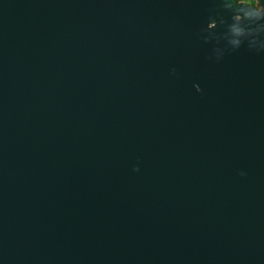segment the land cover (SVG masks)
Instances as JSON below:
<instances>
[{"label":"water","instance_id":"1","mask_svg":"<svg viewBox=\"0 0 264 264\" xmlns=\"http://www.w3.org/2000/svg\"><path fill=\"white\" fill-rule=\"evenodd\" d=\"M216 4L0 0V264H264V51L216 60Z\"/></svg>","mask_w":264,"mask_h":264},{"label":"clouds","instance_id":"2","mask_svg":"<svg viewBox=\"0 0 264 264\" xmlns=\"http://www.w3.org/2000/svg\"><path fill=\"white\" fill-rule=\"evenodd\" d=\"M216 7L219 11L210 15L201 29L205 42L216 41L212 50L216 60L242 45L249 50L264 51V0H217ZM170 71L175 75V68ZM194 87L200 90L198 84ZM133 170L139 171V166ZM240 174L245 175L243 171Z\"/></svg>","mask_w":264,"mask_h":264}]
</instances>
